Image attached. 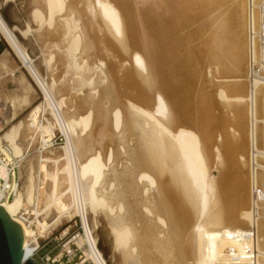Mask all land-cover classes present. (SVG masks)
I'll return each instance as SVG.
<instances>
[{
    "label": "bare ground",
    "instance_id": "bare-ground-1",
    "mask_svg": "<svg viewBox=\"0 0 264 264\" xmlns=\"http://www.w3.org/2000/svg\"><path fill=\"white\" fill-rule=\"evenodd\" d=\"M12 1L3 0V3ZM22 2L23 10H29L36 22L47 20V24L53 25L57 20L59 33L55 34H60L58 37L66 45L64 49L73 55L74 70L85 72L94 65L106 79L103 96L107 103H117L124 113L120 109L113 111V107L109 113L106 112L109 106L100 104L95 108L88 101L95 109V116L88 113L81 117L80 130L87 131L92 117L96 123L87 131L89 135L83 132L87 137L80 139L82 133L73 136L77 115L71 112L75 110L71 108L70 112L71 106H67L74 119L64 115L61 103L50 95L42 67L33 63L14 35L16 27L10 28L0 14L1 34L40 86L46 100L57 107V111L55 107V112L52 109L50 113L58 116L57 123L66 136L63 151L39 156L37 168L36 156H31L29 163L25 160L29 165L24 172L28 183L25 193L21 191L24 159L21 122L11 126L3 136L16 153L9 145L11 154L4 151L5 160L18 158L21 188L0 206L20 225L26 257H31L47 222L38 219V210H33L36 216L31 220V213L23 205L36 199V209L45 193L46 207L54 204L60 215L69 209L64 200L69 192L83 227V233L75 236V243L79 247L86 245L84 254L94 264H107L86 214L87 208L95 213L97 207L110 225L111 247L124 264H264V212L254 213L252 194L254 186L262 185L264 168V80L251 72L252 52L256 60L259 51L256 41L250 46L248 38V25L252 23L255 27L260 16H264L255 9L257 0ZM75 13L84 29L87 28L86 35L79 31ZM189 25L194 29L178 34ZM26 27L29 29L28 24ZM214 72L221 83L214 84L213 80L217 79L209 78L208 73ZM193 84L192 98H187L185 89ZM198 92L203 93L202 98L205 93L210 98L199 100ZM80 102L85 104L82 99ZM64 106L65 111V103ZM216 113L219 116L214 118ZM26 121L28 133L38 128L42 141L48 140L44 137L51 134L50 124L40 127L34 118ZM116 129L120 131L116 133ZM28 137L31 142L32 137ZM112 141H120L119 150L126 143L130 145H126L124 155L123 150H114L119 157L113 149L105 152V147L111 144L103 149L98 145L101 152L94 145ZM102 154L107 155L109 164L114 161L108 173L110 169ZM49 163L53 164L51 172ZM211 169H216L218 174L215 176ZM38 172L45 179L49 176L51 185L47 188L48 183L42 180V185L40 180L42 184L35 192ZM0 176H7L5 163L0 164ZM62 180L67 186L65 191L61 190L63 187L60 189ZM20 209L29 215L28 223L16 215ZM31 237L34 242L29 243Z\"/></svg>",
    "mask_w": 264,
    "mask_h": 264
},
{
    "label": "rangeland",
    "instance_id": "rangeland-1",
    "mask_svg": "<svg viewBox=\"0 0 264 264\" xmlns=\"http://www.w3.org/2000/svg\"><path fill=\"white\" fill-rule=\"evenodd\" d=\"M23 5L24 4H23L22 0H13L12 2H6V3H3V0H0V14L2 15L3 19L5 20V22L7 23V25L10 28L16 27L18 29L17 30L16 28H14V30H13L16 39L25 47V49H26L28 55L30 56V58L32 59L33 63L38 64L42 67V69H43L42 74L44 75L45 81L48 84L49 90L51 91V92L49 91L50 95H52L51 97L54 98V100L56 102L61 103L60 108L63 111L64 115L66 116L69 114L68 117L73 118V119H74V117H70V116H72L73 114H74L73 116L77 115L76 116L77 119L76 118L74 119L75 120L74 126L76 128H74V135L73 136L79 135L82 133L80 135L81 136L80 139L85 138V135H86V137L89 135L88 132L93 127L91 125H93V122L96 123V120L92 119L94 117L90 118L91 125H89V126L91 128L88 127L89 130L87 129V131H88L87 132V131L80 130L83 128L82 123L80 122V118L85 117L88 113H90V117L95 116V109H94V107L91 108V106H95V108H96V106H98L100 104L101 105L103 104L104 106H106V108L109 106V108L111 107L110 111H108L109 108H107L108 110L106 111L109 113H112L114 110H117V109H120V111L122 112L123 109H121L122 107L120 108V106L117 103H115V104L118 108L113 106V105H115L114 103H110V104L107 103L106 96H103L106 94L103 91L104 90L103 84H104V82H106V79H104L102 76L99 75V73L96 70V68L94 67V65L92 66L93 70L90 69V70L85 71V72L84 71L78 72V71L74 70V68L72 67V60H71V59H73V55H70L69 52L67 50H65L66 45L63 44V43H65L64 39L58 37L60 34H57V36L55 34V33H59V32H56L58 30L57 27L59 26V24H57L58 26L56 25L57 20L54 21L55 23L53 22V25L47 24L48 23L47 20H43L42 22H38V21L36 22V20L33 18V16L30 15V13L28 12L29 10L28 11L23 10ZM42 11H44L43 8H42ZM167 13H168V11L162 13V15L165 16ZM75 16L78 18L76 13H75ZM79 19H80V17L78 18V22L80 23L79 27L82 28V30H81V28H79V31H82V33H84L87 31V28H85L86 30L84 29V27L81 24L82 21ZM27 24L29 26V29H27V27H26ZM50 25H51V27H50ZM53 27H54V29H53ZM185 28L182 29L181 31H179L178 34L182 35L185 31L191 30L192 28L194 29L193 25H191V26L189 25V27L186 26ZM21 30H23V31H21ZM51 30H55V31L52 32ZM51 35H54V36H51ZM84 35H86V33H84ZM55 36H56V38H55ZM0 38H1L0 48L3 49V51H4L2 56H0V143L6 142L9 144V142H7L5 140V138L3 137L4 133H6V131H8L9 128L11 126H13L14 124L21 122L22 126H21L20 141L22 142V147H23L22 155L24 157L22 167H21V175H22V189H21V191L23 193H25L28 189L27 188L28 183H27V180L25 177L26 176L25 173L27 172V168L29 166L28 163H29L30 157L34 156L31 158H35V156H36V158L38 159L37 160L35 158L36 168H37V166H38L37 163L40 162L39 156H45V155L47 156V154L49 156L50 155L52 156L53 153L55 154L57 152L59 153V152L63 151V145H65L64 143H66V136H65V133L60 129V127L57 123L58 116L52 115V113L55 112V110L57 111V107L55 105H53L54 106L53 107L46 100L45 94L43 93L42 89L37 84V82L32 78V76L27 71V69L24 67V65L21 62V59L17 56L15 51L11 48V46L6 41V39L3 37L1 32H0ZM60 41H63V42L61 43ZM60 43H61V45H60ZM55 45H57V46H55ZM64 45H65V49H64ZM61 46H63V47H61ZM61 49L66 51V52H63ZM60 51H61V53H60ZM65 53H68V55ZM90 59L91 58H89V60H88V58H87V60L92 63L93 60L91 59L92 60L91 61ZM98 59H100V61H103L102 57H100V58L98 57ZM3 63H4V65H3ZM91 63H88V64L92 65ZM63 64L67 65V66L64 67ZM208 74H209V76H211V77H209L210 79L212 78V80H213V77H214V79L215 78L217 79V80H213V82L216 81L214 84H219V82H217V81H220V83H221V80H220L221 78L218 79L217 77L214 76L215 72H214V74L212 73L213 76L210 73H208ZM78 78H80V79H78ZM174 83H176V82L174 81ZM190 83H188V84L190 85ZM176 84H178V83H176ZM179 88L182 91L186 90L185 92L187 93L186 94L187 98H192L191 94H192V91L194 89V84L191 87L187 86V89H185V90H183L181 88V86ZM184 88H186V87H184ZM245 89H246V87H245ZM117 91H118V89H116V93L121 94L120 89L118 92ZM210 93L211 92H209V94ZM214 93H215V91H213V94ZM200 94H203V93L197 94V95H199V97H196L199 100L203 99L202 101H204L206 99L205 101H207L210 98V97H208V99L206 98L207 97L206 93H205V95H202L203 98L200 96ZM100 96H103L102 97L103 99ZM210 96H213L212 93ZM93 98H95V100ZM97 98H99V99H97ZM81 99L83 100V102H85L84 105H81L82 104V102H80ZM88 101H91L92 104H91V102H88ZM98 101H99V103H96ZM216 101H218V104L222 103L221 100H219V99ZM68 102H70V103H68ZM93 102H95V103H93ZM64 103L66 105L65 111H64V107H65ZM75 103L77 105H75ZM79 104H80V106H79ZM90 104H91V106H90ZM110 105H112V106H110ZM189 105H190V110L192 111L193 110V102L190 101ZM67 106L68 107L71 106V107L68 108ZM81 106H83V107H81ZM55 107H56V109H55ZM112 107H113V111H112ZM67 108L69 109V111L72 108V110L74 109L75 112L74 111L71 112L72 111L71 110L70 112L73 113V114H71L70 112H68ZM222 108L223 107H220V112H221ZM33 109H36V110L33 111ZM52 109H53V111H52ZM85 110H86V112H85ZM87 110H88V112H87ZM51 111H52V113H50ZM76 112H78V113H76ZM83 112H84V114L85 113L86 114L83 115ZM92 113H93V115H92ZM216 114H218V115H216ZM216 114L214 115V118L219 116V113H216ZM122 115H124L123 112H122ZM27 118H34L36 120L37 125L40 127L46 126L48 124L51 125V127H52L51 134L44 137L45 139H48L46 142L42 141L40 129L35 128L33 130L35 132L32 131L34 133V135L30 131L29 132L31 133V135H30V133H28V130L25 126L27 123V121H26ZM95 119H96V117H95ZM23 123H25V124H23ZM189 124L192 126L193 123L191 122ZM187 126H188V124H187ZM188 127H190V126H188ZM37 129H38V131H37ZM190 129H192V128L190 127ZM194 129H193V131H196ZM118 130L120 131V129H118ZM118 130L116 129L114 131L117 133ZM257 131L259 132V130H257ZM83 132H87L88 135L86 133L84 135ZM28 135H29V137L30 136L32 137L30 139L31 142H29L27 139ZM103 135H102V138H103ZM34 136H36V137L34 138ZM75 137H79V136H75ZM104 138H106V134H105ZM115 141L109 142L107 145H106V143L105 144H94V145H95L96 149H98L101 152L102 150H100V148L103 149V146L105 147V146H109V144H111L110 145L111 147L110 146L107 147V148H110L109 150L105 147V150H106L105 152L107 153L110 150L112 151V149H113V153L115 154L117 152V151H114L116 148L118 150H119V148H122L121 143L119 144L120 141L119 142L118 141L115 142ZM27 142L29 145L27 144ZM115 143H117V144H115ZM123 144L124 143H122V145ZM94 145H93V147H94ZM98 145L99 146L102 145V146L99 148ZM126 145L128 147V145H130V144L129 143L125 144V146L122 149L124 152L122 150H119V152L120 151L123 152V155L126 151ZM93 147L91 149L93 151H96V149H94ZM11 148L13 149L12 146H11ZM13 151L15 153L14 149H13ZM102 153L104 154V152H102ZM115 155L117 156V154H115ZM104 156L106 158H103V160H104V162L106 161L105 163L107 164V168L112 169L111 165H113L114 161L113 160H112L113 162L110 161V164H109V161L107 160V155L105 154L102 157H104ZM117 157H119V156H117ZM114 158H116V157L114 156ZM119 159L120 158H118V160ZM25 160H27L28 163ZM108 165L111 167H108ZM50 166H52V167H50ZM49 167L52 168V169L49 168V170H48L51 172L53 170V164L49 163ZM111 169L109 171L107 169L106 173L110 172ZM211 172L213 174H215V176L218 174L216 169H211ZM36 174L37 175L35 178V186H36L35 192H37V188L39 187V185H41L44 182L42 180H45L48 183V184H46L47 188L51 185V182H50L51 180H49L50 179L49 176L47 177V179H48L47 180L44 178L43 173L38 172ZM42 178H44V179H42ZM40 180L42 181V183H40ZM64 183H65V181L62 180L61 185H60V189L63 187L61 190L64 189V191H65V189L67 190V188H65L67 186H65L66 184H64ZM42 185H44V183ZM43 194H44V196H43ZM43 194L41 195V197L43 196V198H41V197L39 198V201H38L39 205H38V207H36V209H35L36 199L33 202L34 204L32 202L26 203L22 207L23 209L27 208L29 213H31V216H30L31 220L34 221L35 216H36L35 213L33 212V210H38V213H39L38 219L47 222V225H46L47 227L45 228L43 233H41V232L37 233L38 235L40 233L42 234V236L38 238V241L41 245V249L39 250L38 255L35 256L34 260H36V262L39 264V263H41L40 257L42 255H44L45 253H48L51 258H54V261L51 264H94L89 259H87L86 253L84 254L83 250H84V248H86V245L84 244L81 247H79V246L77 247L76 243H75V239L73 238L74 235H76L78 232L82 233L83 230L81 228L80 216H76L78 213H77L75 205L72 201L73 200V197L71 196L72 194L69 192L65 193V195H64L65 199L64 198L63 199L67 200L66 202H68V204H69V209L65 212H62L60 215H59L58 211L56 210L54 204H51L49 207H46L47 201H48V195L45 193H43ZM46 195H47V197H46ZM86 214H87V218H88V224L90 226V229L92 230V235L96 239L97 247L102 252L107 264H124V263H122L123 261H121L120 256H118L119 253L113 251V248L111 247L112 246V234L110 232V227H109L110 225H108V223H107L108 220H107L105 214L103 213V211L101 210V208L97 207L95 213L93 211L88 210V208H87ZM58 216H60V217H58ZM57 217H58V220L56 221ZM31 227H32V225H31ZM37 234H36V236H38ZM36 239H37V237H36ZM31 241L34 242V238L31 237L29 243ZM67 244H71L70 245L71 248H76L75 254L71 258H69L68 256H66L64 254L62 256L60 255V252H62L63 246L67 245ZM56 258H57V261H56Z\"/></svg>",
    "mask_w": 264,
    "mask_h": 264
},
{
    "label": "built area",
    "instance_id": "built-area-1",
    "mask_svg": "<svg viewBox=\"0 0 264 264\" xmlns=\"http://www.w3.org/2000/svg\"><path fill=\"white\" fill-rule=\"evenodd\" d=\"M255 9L261 11L264 15V0H257ZM248 38H249L250 46L252 45L254 40L256 41L259 51L258 58L256 60L254 59L253 52L251 51L252 52V56L250 60L251 72L253 75L258 76L259 78L264 80V16H260L259 22L255 27H253L252 23L248 25ZM4 151L8 154H11L10 146L6 142H2L0 146V164L5 163L6 175H7L6 178L0 176V203L5 200H11L14 197V195H16L19 192V189L21 188L18 158L12 156L10 160H5L6 155ZM263 153H264V148H263ZM262 172H263L262 185L257 188L254 186L252 191L253 209L255 214H257L259 210L260 211L263 210L264 212V168L262 169ZM16 215L19 218H21L23 221L28 223L27 218L29 215L25 210L19 211ZM81 228L83 230L82 222H81ZM79 233L80 232H78L77 234ZM77 234L73 236L74 239L75 236H77ZM70 245L71 244H67L63 246L62 252H60L61 256L64 254L69 258H71L75 254L76 248H71ZM40 249H41V245L38 242L33 247L31 257L35 258V256L38 255ZM40 260L41 263L39 264H51L53 263L54 258H51L48 253H45L40 257Z\"/></svg>",
    "mask_w": 264,
    "mask_h": 264
},
{
    "label": "water",
    "instance_id": "water-1",
    "mask_svg": "<svg viewBox=\"0 0 264 264\" xmlns=\"http://www.w3.org/2000/svg\"><path fill=\"white\" fill-rule=\"evenodd\" d=\"M24 234L18 223L0 206V264H37L24 254Z\"/></svg>",
    "mask_w": 264,
    "mask_h": 264
},
{
    "label": "crops",
    "instance_id": "crops-1",
    "mask_svg": "<svg viewBox=\"0 0 264 264\" xmlns=\"http://www.w3.org/2000/svg\"><path fill=\"white\" fill-rule=\"evenodd\" d=\"M3 52V49L0 48V56H2Z\"/></svg>",
    "mask_w": 264,
    "mask_h": 264
}]
</instances>
